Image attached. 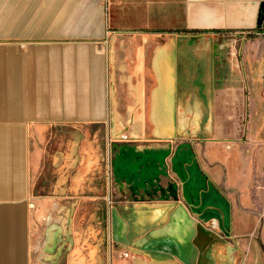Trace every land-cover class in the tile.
<instances>
[{"label":"crops","instance_id":"crops-1","mask_svg":"<svg viewBox=\"0 0 264 264\" xmlns=\"http://www.w3.org/2000/svg\"><path fill=\"white\" fill-rule=\"evenodd\" d=\"M263 2L0 0V264H41L56 241L47 220L56 206L33 187L42 144L72 122L105 125L111 141L103 175L115 198L110 236L128 252L111 264H236L233 245L203 223L213 219L227 235L233 211L197 140L225 148L245 134L246 85L255 90L264 79ZM234 33L247 39L241 62L230 57L218 80L202 40ZM256 149L259 164L242 167L249 180L264 142ZM98 154L85 151L72 182L88 181ZM51 158L61 166L60 152ZM66 264L87 263L72 255Z\"/></svg>","mask_w":264,"mask_h":264},{"label":"rangeland","instance_id":"rangeland-1","mask_svg":"<svg viewBox=\"0 0 264 264\" xmlns=\"http://www.w3.org/2000/svg\"><path fill=\"white\" fill-rule=\"evenodd\" d=\"M229 36L205 37L202 40V46L213 53V76L218 80L227 70L230 57L237 64L241 62L242 45L247 41L237 38L239 36L235 33ZM235 39H239L238 42ZM243 69L245 72L246 68ZM244 74L246 77L247 74ZM250 75L249 79L254 76L253 73ZM253 96L259 105L256 112H253ZM246 97L250 105L246 115L245 134L225 147L236 148V156L227 158L226 149L221 148L222 142L219 140L206 138L204 135L197 140L201 144L203 166L209 168L212 179L229 197L233 211L231 229L227 235L219 231L215 220L203 223L217 231L223 237L220 240H227L233 245L237 254L236 264H245L247 256L250 264H264V156L260 157V163L263 164L252 180L247 178L242 169L243 164L248 163L247 159L253 166L259 164V160L256 161V148L258 143L264 142V79L255 90L248 83ZM247 147L249 151L246 150ZM42 148L45 150L43 168L34 183L33 196L52 200L51 205L56 206V209L52 216H47V220L50 225L58 228L59 233L40 263L66 264L72 255L84 259L87 264H111L114 257L118 261L126 259L128 252L116 249L110 236L109 215L115 198L110 195L108 183L104 182L111 149L106 126L77 122L58 126L48 135ZM86 150H99V161L96 155L88 181L72 182V178L86 165ZM56 152L63 155L62 164L58 168L51 158ZM246 152L250 157H242ZM213 156L217 157V161H213ZM226 159L238 165L236 173H232L230 163H225ZM73 162L76 165L67 170L66 166Z\"/></svg>","mask_w":264,"mask_h":264},{"label":"water","instance_id":"water-1","mask_svg":"<svg viewBox=\"0 0 264 264\" xmlns=\"http://www.w3.org/2000/svg\"><path fill=\"white\" fill-rule=\"evenodd\" d=\"M259 19H260V22H262L264 20V2L261 5V10L259 13ZM114 216H117L116 212L114 213Z\"/></svg>","mask_w":264,"mask_h":264},{"label":"flooded vegetation","instance_id":"flooded-vegetation-1","mask_svg":"<svg viewBox=\"0 0 264 264\" xmlns=\"http://www.w3.org/2000/svg\"><path fill=\"white\" fill-rule=\"evenodd\" d=\"M216 240H214V242L213 243H215V241L218 243L219 242V240H218V238H215Z\"/></svg>","mask_w":264,"mask_h":264},{"label":"trees","instance_id":"trees-1","mask_svg":"<svg viewBox=\"0 0 264 264\" xmlns=\"http://www.w3.org/2000/svg\"><path fill=\"white\" fill-rule=\"evenodd\" d=\"M179 32H183V30L179 31Z\"/></svg>","mask_w":264,"mask_h":264}]
</instances>
